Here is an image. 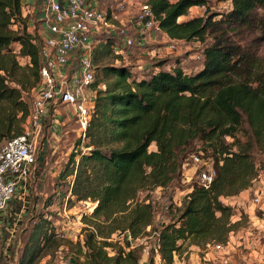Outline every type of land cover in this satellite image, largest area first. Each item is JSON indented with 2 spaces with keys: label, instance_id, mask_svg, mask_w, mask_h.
Wrapping results in <instances>:
<instances>
[{
  "label": "trees",
  "instance_id": "16d2710c",
  "mask_svg": "<svg viewBox=\"0 0 264 264\" xmlns=\"http://www.w3.org/2000/svg\"><path fill=\"white\" fill-rule=\"evenodd\" d=\"M21 1L0 0V146L22 132L33 100L24 93L40 83L41 40L23 27ZM146 2L170 38L211 41L203 46L202 62L193 73L179 65L165 68L162 61L140 78L124 63L98 67L86 131L90 149L71 153L60 174L70 177L68 200L95 204L84 242L93 264H138L140 247L127 249L123 237L115 248L110 236L127 230L137 238L152 226L154 204L147 196L137 200V194L167 188L193 142L211 154L216 177L208 188L193 184L176 209L177 218L155 229L159 264H174L185 246L206 249L224 243L243 222L264 219L260 210L250 215L243 203L236 207L224 201L236 198L256 168L264 167L252 157L254 149L264 155V56L229 42L231 30L252 25L253 12L264 10V0H231V9L217 20L214 14L179 20L206 0ZM260 29L264 34V24ZM110 52L105 44L101 54ZM17 56L26 59L24 66ZM92 62L97 63L96 57ZM234 214L241 220L231 222ZM107 247L113 255H107Z\"/></svg>",
  "mask_w": 264,
  "mask_h": 264
},
{
  "label": "rangeland",
  "instance_id": "374dc122",
  "mask_svg": "<svg viewBox=\"0 0 264 264\" xmlns=\"http://www.w3.org/2000/svg\"><path fill=\"white\" fill-rule=\"evenodd\" d=\"M146 1L99 0L98 8L106 14L107 25L103 24L99 30L89 36V45L93 51L92 58L96 57L97 62L93 64L95 80L100 77L98 67L107 63L115 65L124 63L130 67L137 78L147 77L160 61L164 63L165 68L179 65L186 73H193L200 67L202 48L205 43L211 41V38L207 37L204 43L199 39H172L157 26L152 31H143L142 28L136 26L135 17L138 7ZM42 4L43 0L21 1L23 27L28 33L36 35L38 41L46 33L39 20ZM231 7V0H206L205 9L199 12L195 9L188 10V14L179 20L194 16H207L208 14H214V20H217ZM253 16L254 21L250 27L236 28L229 32V42L246 46L256 52L259 57H263L264 34L260 27L261 24H264V10L257 8L253 12ZM121 28H126L129 35L133 37L134 42L129 47H125L122 42L119 34ZM105 44L111 47V52L103 57L101 53ZM170 45H172L171 49ZM11 48L14 52L17 51L16 46L11 45ZM73 55V66H76L81 52L76 49ZM16 59L22 66L27 62L20 56H17ZM38 86L36 88L28 87L29 89H26L24 94H28L30 100L33 99ZM25 124L26 120L22 123V129ZM43 131L42 139L37 147L35 165L31 171L34 174L33 176L29 175L25 182L26 189L23 197L26 206H24V214L16 216V229L13 232L15 239L10 250L4 253L5 256L3 251H0V264H93L84 242L87 234L86 229L89 227L86 222L87 217L91 214L95 204L90 200L78 202L68 200L67 187L70 177L62 179L60 176L71 153H84L90 149L87 147L88 139L83 142L78 139L73 110L66 106L56 108ZM153 148L152 145L151 149ZM201 148H203L201 142L191 144L190 149L192 150L182 159L179 173L167 188L157 187L138 192L137 200L147 196L154 204V218L150 231L145 229L144 233L139 236V242H135L140 247L138 264L160 262V258L156 256L153 248L156 241L154 231L156 228L159 229L162 224L177 218L176 209L182 198L193 184H199L198 167L192 162L191 155ZM205 157H210L208 159L212 160L211 154L205 155ZM252 157L256 163L264 162V155L255 149L252 151ZM19 192L21 189L16 193ZM16 193L14 195H17ZM224 201L236 204V207H241L244 204L245 210H252L256 207L250 203L249 199L241 198L240 195L233 199H224ZM13 205L16 207L18 204L14 202ZM246 224L247 221L243 222L242 226ZM243 230L241 227L237 233L241 234ZM44 234L47 235V238ZM109 240L115 244L116 248L121 238L119 234L115 233L110 236ZM262 240L264 241V237ZM236 245L234 244L235 247H237ZM143 248L147 249V254ZM237 250L240 251L241 256H246V258L243 260L236 257L230 264H254L255 261L258 264H264V255L260 254V251L255 261L253 259L250 261L249 255H245L246 251L249 253L253 250L251 246L244 248L241 245ZM104 251L108 256L113 255V249L109 247L104 248ZM216 257L217 254L209 248L185 246L181 253L175 257L174 264H221Z\"/></svg>",
  "mask_w": 264,
  "mask_h": 264
},
{
  "label": "built area",
  "instance_id": "2783aa9c",
  "mask_svg": "<svg viewBox=\"0 0 264 264\" xmlns=\"http://www.w3.org/2000/svg\"><path fill=\"white\" fill-rule=\"evenodd\" d=\"M176 1L178 0H168L170 3ZM95 2L96 0H43L39 20L46 33L41 37L39 44L40 83L22 132L0 146V212L12 199L18 184L26 181L33 169L37 147L42 139L47 115L50 112L52 115L59 106L71 108L77 124L78 139L82 142L87 139L86 131L94 105L92 85L95 81L93 51L89 45V36L99 30L103 24L107 25L106 14L95 6ZM195 7L205 9V5ZM135 24L143 31H152L156 26L158 28L157 19L149 3H142L138 7ZM119 34L125 47L133 44V37L129 35L126 28L119 29ZM169 48L171 49L172 45ZM76 49L81 52V55L78 64L73 66V53ZM205 155L209 154L198 150L193 152L191 157L192 162L198 167V183L208 188L216 177V168L213 159L210 161L208 159L210 157H205ZM239 195L241 198L249 199L250 203L256 206L252 210H246L248 214L252 215L255 210L264 213V167L259 165L256 168L250 185ZM230 220L231 222L240 221L241 215L234 214ZM240 229L224 243L207 245L206 249L209 248L217 254L216 258L219 263L230 264L231 254L236 252L241 245L249 248L250 246H247L251 241L249 237L257 234L261 242L260 254L264 255V241L262 240L264 219L251 218L245 226H242V230L244 229L242 235L246 233L248 239L240 235L236 236ZM146 230L150 231V226H147ZM119 235L120 238L125 237L129 243L127 249L138 246L135 242H139V237H132L129 231L126 230ZM154 235L156 241L153 248L158 257V231H154ZM234 244H237V247ZM143 250L145 254L148 253L146 248Z\"/></svg>",
  "mask_w": 264,
  "mask_h": 264
},
{
  "label": "crops",
  "instance_id": "0c3cea01",
  "mask_svg": "<svg viewBox=\"0 0 264 264\" xmlns=\"http://www.w3.org/2000/svg\"><path fill=\"white\" fill-rule=\"evenodd\" d=\"M95 6L98 8L99 7V0H96L95 2ZM195 9L196 11H201L200 8H197L195 6H192L191 8H189V10ZM185 17V16H182ZM181 18V17H180ZM50 116H51V112L47 115V119H46V123L47 121L50 120ZM34 173H30V176H33ZM26 181L20 183L17 186L16 192L18 190L21 189V192H19L17 195H13V198L9 201L8 205L6 206V208L0 212V251H3V255L4 253L8 252L11 248V246L13 245L14 239H15V235L13 232H15L16 229V216H20L21 213L24 214V206H26V203H24L25 199L23 197L24 195V191H25V183ZM23 190V191H22ZM14 193V194H15ZM16 202L18 205L15 207V205H13V203ZM238 234V233H237ZM242 236L244 239L246 238L247 234L244 233V235H242L239 233L237 236ZM248 239V238H246ZM250 244L247 246H251L253 248V250L251 252L248 253V251L245 252V255L248 254L249 255V260L253 259V261L256 260V258L258 257V253L261 249V242L259 241V236L258 234L254 237H249ZM240 251H236L233 252L231 254V261H233L236 257L237 258H242L243 260L246 258V256H241L239 254ZM1 254V252H0ZM5 256V255H4ZM198 261V260H197ZM195 261V262H197ZM251 261V260H250ZM254 264H258L256 261Z\"/></svg>",
  "mask_w": 264,
  "mask_h": 264
}]
</instances>
